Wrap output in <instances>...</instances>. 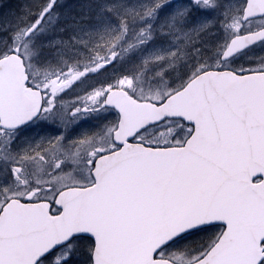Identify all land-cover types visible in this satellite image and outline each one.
<instances>
[{
  "label": "snow or ice",
  "instance_id": "obj_1",
  "mask_svg": "<svg viewBox=\"0 0 264 264\" xmlns=\"http://www.w3.org/2000/svg\"><path fill=\"white\" fill-rule=\"evenodd\" d=\"M0 264H264V0H0Z\"/></svg>",
  "mask_w": 264,
  "mask_h": 264
},
{
  "label": "rangeland",
  "instance_id": "obj_2",
  "mask_svg": "<svg viewBox=\"0 0 264 264\" xmlns=\"http://www.w3.org/2000/svg\"><path fill=\"white\" fill-rule=\"evenodd\" d=\"M13 2H14V0H13Z\"/></svg>",
  "mask_w": 264,
  "mask_h": 264
}]
</instances>
